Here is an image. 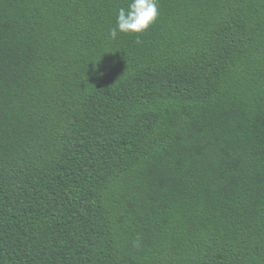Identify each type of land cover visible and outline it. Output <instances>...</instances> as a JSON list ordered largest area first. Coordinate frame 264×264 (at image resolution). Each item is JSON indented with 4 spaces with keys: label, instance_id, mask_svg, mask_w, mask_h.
Returning a JSON list of instances; mask_svg holds the SVG:
<instances>
[{
    "label": "trees",
    "instance_id": "trees-1",
    "mask_svg": "<svg viewBox=\"0 0 264 264\" xmlns=\"http://www.w3.org/2000/svg\"><path fill=\"white\" fill-rule=\"evenodd\" d=\"M129 2L0 0V264H264V0Z\"/></svg>",
    "mask_w": 264,
    "mask_h": 264
},
{
    "label": "clouds",
    "instance_id": "clouds-1",
    "mask_svg": "<svg viewBox=\"0 0 264 264\" xmlns=\"http://www.w3.org/2000/svg\"><path fill=\"white\" fill-rule=\"evenodd\" d=\"M158 15V0H130L127 8L118 9L116 27L109 30V37L115 40L118 33H143L156 22ZM136 42L141 43L139 39Z\"/></svg>",
    "mask_w": 264,
    "mask_h": 264
}]
</instances>
